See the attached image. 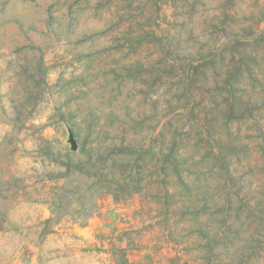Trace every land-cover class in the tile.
<instances>
[{"label":"rangeland","instance_id":"obj_1","mask_svg":"<svg viewBox=\"0 0 264 264\" xmlns=\"http://www.w3.org/2000/svg\"><path fill=\"white\" fill-rule=\"evenodd\" d=\"M39 129L84 168L115 160L105 166L144 192L47 228L48 205L1 200L0 264H206L202 233L221 229L213 257L240 264L238 248L264 234V0H0L3 195L16 174L44 195L56 184L27 181L32 169L65 171L37 152ZM69 180L74 193L93 183Z\"/></svg>","mask_w":264,"mask_h":264},{"label":"trees","instance_id":"obj_2","mask_svg":"<svg viewBox=\"0 0 264 264\" xmlns=\"http://www.w3.org/2000/svg\"><path fill=\"white\" fill-rule=\"evenodd\" d=\"M33 127H35L33 125ZM22 131H15L14 135L9 136V141L19 142V137ZM16 135V136H15ZM36 142H39L37 152L40 155L46 158V163L48 167L57 166L59 168H63L65 171L62 173H58L57 175H43V179L39 180L40 177L38 175V170L33 168L32 172L34 175L28 176L27 181L37 180L36 183H55L56 186L51 188L50 191L41 194H32L28 193L27 190H30V187H20L24 183L23 175L16 174L12 177L14 185L12 189H9L8 192H12L11 195H3L0 192V201H5L12 199L17 204L18 202H27V203H35V204H43L48 205L51 208V212L53 217L45 220L44 227H54L60 224L65 216H73L77 212L81 215V217H76V220H81L83 222L89 220L93 215L97 214L101 209L100 200L105 197L111 195L115 201H127L132 196L144 192V188L142 186L143 180L137 176H129L123 177L122 175H116L114 170H109L108 167L105 166V163L108 161L110 163L116 164L115 160H111L101 155H98V159L94 160V157H90L91 165L89 167H82L79 164H75L76 156H72L68 150L65 155H61V153H55L52 147L58 141L57 139H47L43 135V131L39 129V131L35 132L31 135ZM7 143V142H6ZM115 167V166H114ZM132 175V174H131ZM78 176V177H87L88 179L93 180L92 185L87 188V190H83V185H78L77 187H72L76 194H78L76 199H71L68 197L70 193H74L73 191L66 190L67 186L70 183L69 177ZM118 180H123L126 182L129 180L128 184L125 185V190L122 193H115L112 189L111 184H118ZM26 181V180H25ZM115 181V182H114ZM1 182V180H0ZM62 183V185H60ZM158 187V193L163 195L160 199L165 201L173 200L176 196L174 193L170 191L169 184L163 179L155 181ZM85 186V184H84ZM74 193V194H75ZM73 194V195H74ZM89 194V197L86 195ZM87 198V201H86ZM172 210V211H170ZM168 209L166 216H171L173 214V209ZM6 220V212L0 209V223ZM45 228V229H46ZM264 230V227H262ZM222 230V229H221ZM213 234L212 237H209L206 234L202 233V237L208 242V249H204L206 252L203 260L206 264H225L223 263V259L213 257L214 252L217 250V246L220 244L222 240L226 239V235L228 232L223 231ZM0 232H2V228H0ZM256 234V233H255ZM257 239H253L251 241H247V243L242 244L238 248V252H236L237 257L242 258V262L240 264H264V234L259 230L257 231ZM212 244L214 246H212ZM116 264H135L132 263L126 254L121 257H116L115 253H112ZM218 261V262H216ZM171 264H187L183 262L180 257H175L170 259Z\"/></svg>","mask_w":264,"mask_h":264},{"label":"water","instance_id":"obj_3","mask_svg":"<svg viewBox=\"0 0 264 264\" xmlns=\"http://www.w3.org/2000/svg\"><path fill=\"white\" fill-rule=\"evenodd\" d=\"M75 149H77V147H75Z\"/></svg>","mask_w":264,"mask_h":264}]
</instances>
